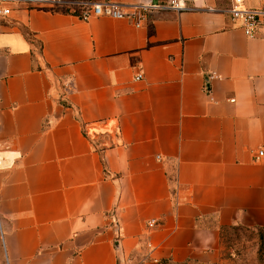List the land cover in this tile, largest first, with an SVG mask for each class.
Instances as JSON below:
<instances>
[{
	"label": "crops",
	"instance_id": "1",
	"mask_svg": "<svg viewBox=\"0 0 264 264\" xmlns=\"http://www.w3.org/2000/svg\"><path fill=\"white\" fill-rule=\"evenodd\" d=\"M229 1L138 26L42 3L0 15L8 264H227L219 226L264 228V30L236 28Z\"/></svg>",
	"mask_w": 264,
	"mask_h": 264
},
{
	"label": "built area",
	"instance_id": "2",
	"mask_svg": "<svg viewBox=\"0 0 264 264\" xmlns=\"http://www.w3.org/2000/svg\"><path fill=\"white\" fill-rule=\"evenodd\" d=\"M227 8L231 22L236 28H239L247 37H257L264 30V3L257 7H247L244 0H230ZM42 3L50 7L58 6L66 10L78 11V16L82 19H88L95 16H104L110 18H128L139 25L144 13L151 8L159 10H171L182 12L192 9H210L206 5V0H166L155 4L138 3L132 5L130 10H123L116 2L107 0L89 1V0H0V15L8 16L12 11V5ZM142 74H137L135 79H141ZM233 100V99H231ZM262 151L258 152V156ZM156 224V220L148 221L149 226Z\"/></svg>",
	"mask_w": 264,
	"mask_h": 264
},
{
	"label": "rangeland",
	"instance_id": "3",
	"mask_svg": "<svg viewBox=\"0 0 264 264\" xmlns=\"http://www.w3.org/2000/svg\"><path fill=\"white\" fill-rule=\"evenodd\" d=\"M57 8L58 6H54ZM63 9H66L65 7ZM250 234L246 233L245 236L239 238L238 241H234L230 252H232V258L237 263L242 264H264V229L252 231ZM225 244V243H224ZM224 244L221 243V254L227 251L224 248ZM238 254H236V253ZM0 264H8L5 250L2 243L1 225H0Z\"/></svg>",
	"mask_w": 264,
	"mask_h": 264
},
{
	"label": "trees",
	"instance_id": "4",
	"mask_svg": "<svg viewBox=\"0 0 264 264\" xmlns=\"http://www.w3.org/2000/svg\"><path fill=\"white\" fill-rule=\"evenodd\" d=\"M218 229H219L220 242L222 244L225 243L224 248L227 250L223 256V258L227 261V264H242V263H237L232 258L233 254L232 252H230V249L232 248L233 242L238 241L239 238L245 236L246 233L250 232V234H252L253 233L252 231L254 229L259 230L264 228H248L241 225H226V226H219Z\"/></svg>",
	"mask_w": 264,
	"mask_h": 264
}]
</instances>
